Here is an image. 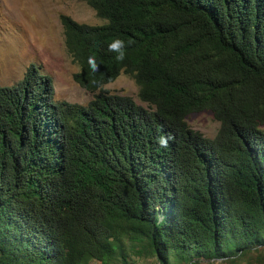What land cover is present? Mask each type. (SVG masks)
I'll return each mask as SVG.
<instances>
[{
  "label": "trees",
  "instance_id": "16d2710c",
  "mask_svg": "<svg viewBox=\"0 0 264 264\" xmlns=\"http://www.w3.org/2000/svg\"><path fill=\"white\" fill-rule=\"evenodd\" d=\"M82 1L107 22L60 17L88 105L35 67L0 86V264H264V0ZM121 71L147 108L102 88Z\"/></svg>",
  "mask_w": 264,
  "mask_h": 264
},
{
  "label": "rangeland",
  "instance_id": "374dc122",
  "mask_svg": "<svg viewBox=\"0 0 264 264\" xmlns=\"http://www.w3.org/2000/svg\"><path fill=\"white\" fill-rule=\"evenodd\" d=\"M61 16L90 26L105 23L81 0H0V86L16 85L25 78L28 70L35 67L43 82L49 80L53 101L87 106L93 95L73 79L79 67L66 51ZM104 88L108 93L130 97L137 105L147 108L138 99L134 81L126 75ZM185 121L191 129L209 139L219 128L208 111L191 113ZM261 129L264 131V127ZM128 262L158 264L152 256L138 257L133 253H129ZM199 264L207 263L201 261ZM214 264L231 263L217 261Z\"/></svg>",
  "mask_w": 264,
  "mask_h": 264
},
{
  "label": "clouds",
  "instance_id": "9594fccd",
  "mask_svg": "<svg viewBox=\"0 0 264 264\" xmlns=\"http://www.w3.org/2000/svg\"><path fill=\"white\" fill-rule=\"evenodd\" d=\"M82 1V0H81ZM84 2V1H83ZM97 17V16H96ZM99 19V18H98ZM102 20V19H101ZM103 21H105V20H103ZM107 22L105 21V23L103 24V25H105ZM86 25V24H85ZM103 25H100V26H96V27H101V26H103ZM88 26H90V25H88ZM130 43V42H129ZM128 45L125 43V41H123V40H121V39H119V38H117V39H114L113 40V42L112 43H110L109 44V54H107L109 57H110V59H111V57H112V55L114 54V53H111L110 51H115V52H117V56L115 57L114 55V57L117 59V61H123V59L125 58V49H126V47H127ZM88 64H89V67H90V69L93 71V72H96V71H98V68H99V65L96 63V59H95V56H90L89 58H88ZM102 69H103V63H101V67H100V72L102 71ZM121 75H126V76H128V77H130L128 74H125L123 71H121L120 73H119V75L116 77V79L115 80H113L112 82H110V83H107V84H105V85H109V84H111V83H113V82H115L116 80H117V78H119ZM131 78V77H130ZM132 79V78H131ZM133 80V79H132ZM134 81V80H133ZM134 84L136 85V83L134 82ZM104 85V86H105ZM104 86L102 87L104 90H105V88H104ZM137 86V85H136ZM82 88V87H81ZM138 88V87H137ZM83 90H85L84 88H82ZM85 91H87V90H85ZM107 91V90H106ZM87 92H89V91H87ZM108 92V91H107ZM89 93H91L92 94V92H89ZM111 94V93H110ZM93 95V94H92ZM113 95H115V94H113ZM118 96H120V95H118ZM123 97H127V96H123ZM172 139V137H171V135L170 134H165V135H161V136H158L157 138H156V142L159 144V146L161 147V148H167L168 146H169V141Z\"/></svg>",
  "mask_w": 264,
  "mask_h": 264
}]
</instances>
